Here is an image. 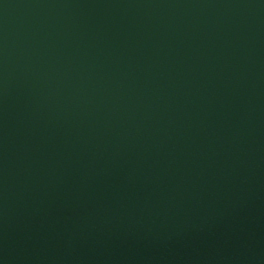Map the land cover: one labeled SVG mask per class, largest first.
Listing matches in <instances>:
<instances>
[{
	"label": "water",
	"instance_id": "water-1",
	"mask_svg": "<svg viewBox=\"0 0 264 264\" xmlns=\"http://www.w3.org/2000/svg\"><path fill=\"white\" fill-rule=\"evenodd\" d=\"M0 264H264V0H0Z\"/></svg>",
	"mask_w": 264,
	"mask_h": 264
}]
</instances>
